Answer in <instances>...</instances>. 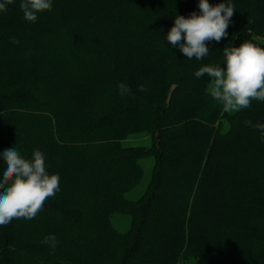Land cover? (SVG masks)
Segmentation results:
<instances>
[{
	"label": "trees",
	"instance_id": "1",
	"mask_svg": "<svg viewBox=\"0 0 264 264\" xmlns=\"http://www.w3.org/2000/svg\"><path fill=\"white\" fill-rule=\"evenodd\" d=\"M224 2L227 36L200 60L165 39L199 0H52L36 22L21 0L0 11V179L13 147L60 177L35 218L0 228V264H264V137L245 123L264 124V101L226 113L195 76L224 47H264V0ZM145 157L152 179L131 201Z\"/></svg>",
	"mask_w": 264,
	"mask_h": 264
},
{
	"label": "clouds",
	"instance_id": "2",
	"mask_svg": "<svg viewBox=\"0 0 264 264\" xmlns=\"http://www.w3.org/2000/svg\"><path fill=\"white\" fill-rule=\"evenodd\" d=\"M11 3L13 0L0 3V11H6ZM19 7L26 21L36 22L39 13L52 10V0H21ZM197 7L200 14L194 11L189 18L176 15L165 39L186 58L200 60L210 51L206 42L219 43L227 36L235 6L224 0L215 5L209 0H199ZM11 42L19 43L14 37ZM223 54L222 65H204L195 72L197 78L208 77L206 91L222 105V110L235 113L249 108L253 100L264 101V47L245 41L239 46L224 47ZM118 89L121 96L131 94L123 82ZM139 91H147L145 85H139ZM245 123L260 130L264 137V124L253 125L251 120ZM2 157L6 169L0 179V228L13 219L35 218L44 202L60 189L59 175L46 171L45 156L40 150H35L31 159H27L13 147L4 150ZM42 243L55 249L58 240L55 235H48Z\"/></svg>",
	"mask_w": 264,
	"mask_h": 264
},
{
	"label": "rangeland",
	"instance_id": "3",
	"mask_svg": "<svg viewBox=\"0 0 264 264\" xmlns=\"http://www.w3.org/2000/svg\"><path fill=\"white\" fill-rule=\"evenodd\" d=\"M229 114H234V113H229ZM147 143L148 141L146 142L145 140H138L132 144L133 145H147ZM140 163H141V166L143 167L144 173H143V177L140 183L127 195V198L131 201L138 200L140 197L143 196V194L147 190L149 183L152 179L155 159L154 157H145L141 159ZM111 222L113 226L120 232H127L128 230H130L131 225H132L131 217L127 214H122V213L114 214L112 216Z\"/></svg>",
	"mask_w": 264,
	"mask_h": 264
},
{
	"label": "water",
	"instance_id": "4",
	"mask_svg": "<svg viewBox=\"0 0 264 264\" xmlns=\"http://www.w3.org/2000/svg\"><path fill=\"white\" fill-rule=\"evenodd\" d=\"M174 90H175V86L172 87V89H171V91L169 93L168 103H170V101H171V98H172V95H173Z\"/></svg>",
	"mask_w": 264,
	"mask_h": 264
}]
</instances>
